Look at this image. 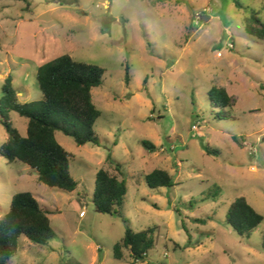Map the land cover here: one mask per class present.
<instances>
[{
  "label": "rangeland",
  "instance_id": "1",
  "mask_svg": "<svg viewBox=\"0 0 264 264\" xmlns=\"http://www.w3.org/2000/svg\"><path fill=\"white\" fill-rule=\"evenodd\" d=\"M254 19L264 23V0L0 1V97L10 76L21 104L38 101L39 66L62 55L105 70L91 91L98 145L55 133L73 156L75 191L0 156V219L28 192L55 233L42 246L22 237L11 264H132L113 257L127 228L155 229L154 249L137 264H264V222L246 237L225 221L239 197L264 216V40L245 30ZM212 87L227 90L232 110L212 104ZM10 121L25 137L27 121L14 112ZM7 138L0 124V146ZM109 163L121 165V176L112 173L127 189L111 215L92 201ZM154 170L174 185L149 188Z\"/></svg>",
  "mask_w": 264,
  "mask_h": 264
},
{
  "label": "trees",
  "instance_id": "2",
  "mask_svg": "<svg viewBox=\"0 0 264 264\" xmlns=\"http://www.w3.org/2000/svg\"><path fill=\"white\" fill-rule=\"evenodd\" d=\"M2 1V0H0ZM19 1V0H11ZM247 34L264 40V23L254 19L245 26ZM105 70L97 65L75 61L62 55L39 66L36 80L42 97L35 102L21 104L18 92L12 85V78L6 77L0 97V124L8 136L0 146V156L8 164L19 161L37 174V180L50 188L73 192L77 184L71 177L69 165L73 156L55 139L60 132L74 140L77 146L86 143L98 145L93 132L101 112L92 102L91 91L102 85ZM208 97L215 107L232 110L235 101L223 87H212ZM16 113L27 121L26 136L20 135L10 121V113ZM219 118H226L217 115ZM148 150H154L150 143H143ZM205 153L215 155L207 146ZM109 163L95 176L92 201L101 214H119L127 193L121 165ZM151 189L171 188L172 177L163 170H154L145 176ZM218 188L208 193L215 198ZM50 211L40 206L28 192L12 197L8 212L0 219V264H11L22 237L38 246L45 245L55 237L48 215ZM226 223L240 236H250L264 222V216L257 213L244 197L235 199L229 206ZM154 228L133 232L127 228L122 240L113 247V257L124 261L127 256L132 264L142 263L147 253L155 247ZM127 254V255H126Z\"/></svg>",
  "mask_w": 264,
  "mask_h": 264
},
{
  "label": "built area",
  "instance_id": "3",
  "mask_svg": "<svg viewBox=\"0 0 264 264\" xmlns=\"http://www.w3.org/2000/svg\"><path fill=\"white\" fill-rule=\"evenodd\" d=\"M196 17H197V19H198V15H196ZM83 216H84V212L81 211V212L79 213V217H83Z\"/></svg>",
  "mask_w": 264,
  "mask_h": 264
},
{
  "label": "water",
  "instance_id": "4",
  "mask_svg": "<svg viewBox=\"0 0 264 264\" xmlns=\"http://www.w3.org/2000/svg\"><path fill=\"white\" fill-rule=\"evenodd\" d=\"M206 19V17L205 18H203V20H205Z\"/></svg>",
  "mask_w": 264,
  "mask_h": 264
}]
</instances>
